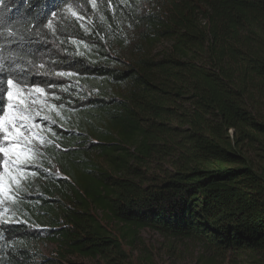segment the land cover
<instances>
[{"label":"trees","instance_id":"1","mask_svg":"<svg viewBox=\"0 0 264 264\" xmlns=\"http://www.w3.org/2000/svg\"><path fill=\"white\" fill-rule=\"evenodd\" d=\"M122 1L97 38L60 32L70 75L0 194V264H127L144 229L199 243L201 264H264V0ZM80 3L0 0V115L5 77L17 112Z\"/></svg>","mask_w":264,"mask_h":264},{"label":"rangeland","instance_id":"2","mask_svg":"<svg viewBox=\"0 0 264 264\" xmlns=\"http://www.w3.org/2000/svg\"><path fill=\"white\" fill-rule=\"evenodd\" d=\"M87 1V4L80 3L73 9V12L69 15V21L67 20L68 22L65 20L62 22L59 31L56 32V40L58 42L56 49L47 54L39 66L41 77L38 83L34 86L32 85V90L26 91L25 96L20 100L22 108L17 113L27 117L26 120L17 125L22 132V136L19 138L21 161L30 152H36L34 150L35 148H40L43 129L39 128V123L34 118L46 117L49 114L57 113V108L53 106L51 95L56 92L55 89L62 77L70 73L67 70L69 67L68 61L73 59V53L69 50L68 43L65 42L69 40L63 39L60 32H67L74 29L89 38H91L90 35L92 34L95 38L101 34L98 30L102 26L100 24L102 16L101 6L104 4L109 5L108 2L111 0ZM122 2L125 7H128H126L127 9L133 8L137 15L146 11L150 5L148 0H134V2L133 0H123ZM96 11L97 14H94ZM92 28L97 29L91 33ZM36 88H42L44 92L38 93L34 90ZM10 167L12 168L13 166L10 165ZM99 216H102V214L100 213ZM108 224L118 235L121 234V225L114 222H109ZM140 235V244L134 248L133 252L129 251V260L131 259V262L127 261V264H201V256L206 253L203 247L195 241L172 240L151 229L142 230ZM52 248V244L43 246L45 252H50ZM126 249L127 251L129 250L127 246ZM76 261L81 264H108L106 260L93 258H80Z\"/></svg>","mask_w":264,"mask_h":264},{"label":"snow or ice","instance_id":"3","mask_svg":"<svg viewBox=\"0 0 264 264\" xmlns=\"http://www.w3.org/2000/svg\"><path fill=\"white\" fill-rule=\"evenodd\" d=\"M76 43V41H73ZM70 75V74H69ZM6 80V98H7V110L0 115V132H2L3 139L5 141L10 140L9 146H4L0 144V154H3V173L0 174V194L7 192L8 184L5 183L7 180L10 182L14 177L12 175V170L10 169V165L13 167H18L20 164H23L25 167L32 166V161L25 159L21 161V146L19 143V138L22 136V132L20 127H18V123H22L27 117L20 115L17 112H13V104L11 101L14 98V89L21 88L22 85L18 81H14L13 78L5 77ZM38 93H43L44 89L36 88L34 89ZM18 94V93H17ZM38 135V133H37ZM55 147V145H53ZM15 157V159H13ZM20 175L19 172L16 173L18 177Z\"/></svg>","mask_w":264,"mask_h":264}]
</instances>
